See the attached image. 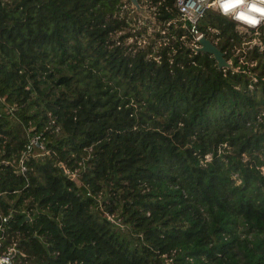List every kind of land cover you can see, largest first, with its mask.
Listing matches in <instances>:
<instances>
[{
  "label": "trees",
  "instance_id": "obj_1",
  "mask_svg": "<svg viewBox=\"0 0 264 264\" xmlns=\"http://www.w3.org/2000/svg\"><path fill=\"white\" fill-rule=\"evenodd\" d=\"M132 2L0 0V254L264 264V53L210 9L220 68L176 0Z\"/></svg>",
  "mask_w": 264,
  "mask_h": 264
},
{
  "label": "built area",
  "instance_id": "obj_2",
  "mask_svg": "<svg viewBox=\"0 0 264 264\" xmlns=\"http://www.w3.org/2000/svg\"><path fill=\"white\" fill-rule=\"evenodd\" d=\"M252 3H256L257 6L264 7V5L259 3V0H245L243 4L236 5L235 8L230 9L228 13L225 14L217 0H176V6L180 13V18L185 22L186 27L189 28L193 36L191 44L194 49L196 46H201L200 39L203 36H207L204 30L201 29V23L205 18L207 11L212 9L220 12V14L231 19L235 23L236 30L241 37V41L235 46L236 52H239L240 49L244 48L248 49L258 47L259 50L264 53V17H262L259 13H251L252 15L256 16L257 19H259L260 22L257 25H250L236 18L240 12L249 14V5ZM241 45H243V47H241ZM229 61L231 66L227 67V69H233L234 72L238 71L239 68L234 67L231 60ZM256 63V60L250 61V66ZM253 75L255 74H252V76ZM38 140V136L31 138L30 144L28 145V151L31 150L33 145L38 144ZM18 166L19 169L26 170L23 160H20ZM0 216L2 217L3 221H8L10 217L9 215L4 214H1ZM15 253L16 246L14 245L11 246L7 252L0 254V259H7L9 264H12Z\"/></svg>",
  "mask_w": 264,
  "mask_h": 264
},
{
  "label": "clouds",
  "instance_id": "obj_3",
  "mask_svg": "<svg viewBox=\"0 0 264 264\" xmlns=\"http://www.w3.org/2000/svg\"><path fill=\"white\" fill-rule=\"evenodd\" d=\"M217 2L220 3L223 12L227 14L230 9L235 8L238 4H243L245 0H217ZM259 3L264 5V0H259ZM251 13H259L262 17H264V7L257 6L256 3H252L249 5V14L240 12L236 18L250 25H257L260 21ZM0 264H9V262L7 259H0Z\"/></svg>",
  "mask_w": 264,
  "mask_h": 264
},
{
  "label": "water",
  "instance_id": "obj_4",
  "mask_svg": "<svg viewBox=\"0 0 264 264\" xmlns=\"http://www.w3.org/2000/svg\"><path fill=\"white\" fill-rule=\"evenodd\" d=\"M135 1L137 3V0ZM200 44L201 46H196L195 49L198 51H207L214 55L220 68H227L231 66L230 61L226 57V53L217 44H215L211 38L203 36L200 39Z\"/></svg>",
  "mask_w": 264,
  "mask_h": 264
},
{
  "label": "rangeland",
  "instance_id": "obj_5",
  "mask_svg": "<svg viewBox=\"0 0 264 264\" xmlns=\"http://www.w3.org/2000/svg\"><path fill=\"white\" fill-rule=\"evenodd\" d=\"M133 5H135L136 6V10L139 12V13H141V14H143L144 16H147V17H150L151 16V14L149 13V10H148V8L146 7V6H143V5H139L138 3H136V1L135 0H133ZM241 47H243V45H241Z\"/></svg>",
  "mask_w": 264,
  "mask_h": 264
}]
</instances>
